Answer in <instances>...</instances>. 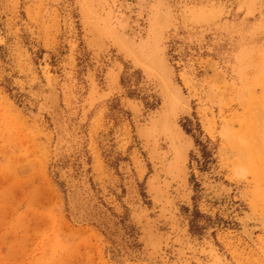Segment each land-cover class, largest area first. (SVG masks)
<instances>
[{"label": "rangeland", "instance_id": "obj_1", "mask_svg": "<svg viewBox=\"0 0 264 264\" xmlns=\"http://www.w3.org/2000/svg\"><path fill=\"white\" fill-rule=\"evenodd\" d=\"M0 264H264V0H0Z\"/></svg>", "mask_w": 264, "mask_h": 264}]
</instances>
